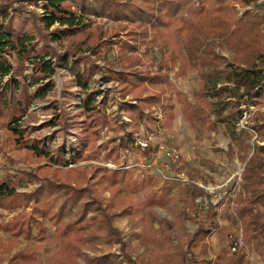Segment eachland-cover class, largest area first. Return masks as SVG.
Here are the masks:
<instances>
[{
  "label": "trees",
  "instance_id": "obj_1",
  "mask_svg": "<svg viewBox=\"0 0 264 264\" xmlns=\"http://www.w3.org/2000/svg\"><path fill=\"white\" fill-rule=\"evenodd\" d=\"M253 1L0 0V129L9 144L25 151V161L37 165L0 176V232L10 236L0 242L1 263L43 264L41 249L55 242L60 247L47 264H251L246 249L264 263V1L256 4L259 12L241 15L237 6ZM100 19L113 21L116 30ZM142 45L148 56L138 53ZM101 56L107 69L97 63ZM58 68L72 74L63 103L56 99ZM171 70L175 78L199 73L193 101L175 86ZM97 73L118 84L101 101L102 90L92 87ZM174 96L199 135L222 131L231 140L227 153L245 164L238 192L209 201L204 217L199 199L210 195L197 183L168 180L158 189L155 175L138 180L125 166L140 124L159 129L160 110L164 126H173ZM47 100L53 101L48 141V134L26 125L37 120L32 105ZM110 100L118 106L115 116L107 112ZM105 129L114 144L104 160L115 167H74L95 160ZM156 150L148 145L146 159ZM202 162L212 167L208 159ZM28 183L38 186L19 190ZM176 198L183 203L176 219L160 215L157 208L171 209ZM1 211L14 215L6 220ZM117 215L133 222V237L153 249L154 260L134 258L113 223ZM186 220L198 226L185 239L178 223ZM213 233L228 238L217 251L210 247ZM20 238L32 243L13 252ZM100 242L119 245V252L82 261L84 248Z\"/></svg>",
  "mask_w": 264,
  "mask_h": 264
},
{
  "label": "rangeland",
  "instance_id": "obj_2",
  "mask_svg": "<svg viewBox=\"0 0 264 264\" xmlns=\"http://www.w3.org/2000/svg\"><path fill=\"white\" fill-rule=\"evenodd\" d=\"M264 0H256L251 2L249 5L244 7L238 6L240 14H244L246 11L252 10L254 12H259L256 10L259 4ZM256 6V7H255ZM263 16H264V10ZM93 17V16H92ZM99 24H104L105 28L113 31L116 30V24L113 21H107L106 19L97 20ZM264 31V23L261 26ZM150 47L158 48L157 43H150ZM114 51L118 55L117 48ZM217 51H220L227 57H231V53L227 50H221L219 46L216 47ZM148 48L146 45H142L139 48L138 53L142 54L141 56H148L150 53L147 52ZM148 53V54H147ZM98 65L101 68H108L105 66L106 61L104 56H101L98 60ZM29 69L27 73L31 71V64H27ZM105 73V71H103ZM170 78L174 82L175 86L189 95L190 100H194L193 96L197 91L202 78L196 71H191L187 76L174 77V71H170ZM54 80L56 83V99L59 103H63V92L66 90V85L72 78V74L68 71L58 68L57 73L54 75ZM118 84L113 80H108L102 76V73H97L94 76L92 87L102 90V93H98V101H101L104 93L107 90H116ZM71 91H74V87H70ZM53 98V96H51ZM51 98V99H52ZM128 99V98H127ZM120 100V99H119ZM175 103V119L173 126L171 128H166L162 122L163 114L160 110L156 112L160 128L155 131H148L144 123L140 124V131H138V141L135 143L137 148L134 151L127 152V163L125 164L126 168L130 169L133 175V178L141 180L147 174H153L156 176V183L154 187H163L165 183L169 181L178 182L181 185L188 183H197L200 187L204 188L210 195V198H204L199 201L203 204L200 216L204 217L206 215V206L209 201L213 204L218 203L222 198H224L228 193L232 196L238 192L240 188V183L242 182V172L244 170L245 164L239 161L237 157H231L227 151L231 143L230 138L225 135L222 131L211 132L207 131L203 135H199L191 125L183 118L181 103L177 101L176 97L173 98ZM53 104L52 100H47L44 102H36L30 108V111L36 115L37 120H34L30 124H26L31 130L33 127L37 128V133H46V141L49 140L51 131L47 128V121L53 119V112L51 106ZM107 107V112L111 116L116 115L118 106L110 100V103ZM254 107L251 106L247 113H252ZM126 122L129 123L130 119L125 118ZM24 120H28L26 116ZM103 138L99 140L97 144L98 154H96L95 160L84 162L80 165H75L74 167L80 168L84 166H104L108 168H114V164L111 161L104 160V153L109 147H112L114 144L111 141L112 134L108 133L105 129L102 132ZM7 133L5 130L0 129V176L7 173L10 169H19L22 171H31L37 168L36 164L25 161V151L15 148L13 145L7 142ZM107 143L104 146V142ZM57 143L62 142V137L58 136ZM148 145L157 146V150L152 152V155L157 154V161L155 162L154 158L151 160L146 159L144 149ZM174 148L180 150V163H174L171 159L166 156L167 151H170ZM96 152V151H95ZM13 162H12V160ZM208 159L212 162V167L204 165L203 160ZM185 163L183 167L182 163ZM41 165H39L40 167ZM176 169H181L177 173ZM188 172H191L195 178H190ZM38 184L28 183L26 186L20 187V191L31 192ZM179 185L176 184L173 193L171 196L177 195ZM108 196L109 194L106 193ZM183 203L180 202L177 198L172 203V208L161 209L158 208L157 211L160 215L168 217L171 219H176V215L182 208ZM5 217L4 219H10L14 214L7 211H1ZM114 225H116L122 232L125 237V241L128 243L130 253L134 258H139L141 256H146V261L150 262L154 260L153 258V249L147 248L141 242L133 237L132 233L135 231L134 224L131 220L124 218L120 215H117L113 219ZM226 223V220L223 221ZM197 224L192 220H186L185 223L181 225L178 223V230L183 238L186 239V235L193 233L197 228ZM157 227V225H156ZM54 227L50 228L49 235H53ZM144 228H138V231L143 232ZM10 239V236L5 232H0V242L7 241ZM20 243L17 247L13 249V252H16L23 248L26 244L32 243L23 239H19ZM241 245H244L242 237L240 238ZM210 247L213 251H217L222 246L228 243V238L221 233H213L209 239ZM60 243H50L44 246L40 251V260L43 264H47L50 257L59 249ZM119 245H111L105 242L95 243L91 246L84 248V256L82 261L86 262V257L101 256L103 254L119 252ZM248 257L251 261V264H264L259 255L254 250L246 249ZM0 264H7L3 262Z\"/></svg>",
  "mask_w": 264,
  "mask_h": 264
},
{
  "label": "built area",
  "instance_id": "obj_3",
  "mask_svg": "<svg viewBox=\"0 0 264 264\" xmlns=\"http://www.w3.org/2000/svg\"><path fill=\"white\" fill-rule=\"evenodd\" d=\"M180 155H181V152H180V150L177 149V148H174V149H172V150H170V151H167V153H166V156H167L169 159H171L172 162H174V163H177V162L180 161ZM154 160H155V162L157 161V154L154 155ZM241 244H242V243H241V241H240V245H241ZM235 250H236V247L233 248V251H235Z\"/></svg>",
  "mask_w": 264,
  "mask_h": 264
},
{
  "label": "crops",
  "instance_id": "obj_4",
  "mask_svg": "<svg viewBox=\"0 0 264 264\" xmlns=\"http://www.w3.org/2000/svg\"><path fill=\"white\" fill-rule=\"evenodd\" d=\"M156 187V186H155ZM156 188H158V189H160V188H162V187H156ZM158 209V208H157ZM162 209V208H161ZM128 219V218H127Z\"/></svg>",
  "mask_w": 264,
  "mask_h": 264
}]
</instances>
